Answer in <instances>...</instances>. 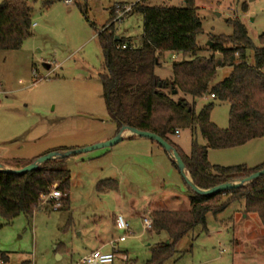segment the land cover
Masks as SVG:
<instances>
[{"label":"rangeland","instance_id":"rangeland-1","mask_svg":"<svg viewBox=\"0 0 264 264\" xmlns=\"http://www.w3.org/2000/svg\"><path fill=\"white\" fill-rule=\"evenodd\" d=\"M24 1L33 8V36L18 50L0 51V163L13 168L62 147L77 150L97 146L117 130L104 100L105 66L98 34L114 24L116 36L139 47L144 15L132 11L123 21L114 22L112 8L118 3L138 2L186 6L185 0ZM195 2L203 25L198 36L199 55L211 54L209 43L216 36L231 35L234 27L229 20L236 18L244 22L257 47L264 45V0ZM192 58L191 54L165 51L156 73L171 79L173 64ZM216 58L221 60V54ZM230 71V65L220 66L214 82L223 80ZM210 102L215 103L212 121L227 128L228 102L200 98L196 100L197 112ZM193 137L206 144L202 135L198 132L193 136L191 129L179 130L173 140L190 152ZM138 145L125 139L67 158L71 170L69 210L40 204L31 217L21 213L7 221L0 216V264H81L82 257L98 247V237L117 241L115 259L108 264H146L152 248L167 241L168 235L150 233L143 216H131V204L146 207L153 198L184 194L188 185L171 161L172 171L167 172L166 163L159 165L156 154L148 155L146 148L139 151ZM156 146L160 157L167 158L165 149ZM133 158L138 163L131 164ZM209 160L223 166L257 165L264 161V136L238 147L210 149ZM150 163H155V172ZM109 177L119 182V189L97 191L98 182ZM160 179L172 193L166 194ZM119 212L129 221L130 230L117 227L114 215ZM123 235L127 237L120 240ZM164 264H264V227L256 213H246L244 202H233L218 215L208 213L206 229L198 226L182 238Z\"/></svg>","mask_w":264,"mask_h":264},{"label":"trees","instance_id":"trees-1","mask_svg":"<svg viewBox=\"0 0 264 264\" xmlns=\"http://www.w3.org/2000/svg\"><path fill=\"white\" fill-rule=\"evenodd\" d=\"M185 2V7L134 4L132 11L144 15V35L139 47L133 46L130 39H117L114 24L99 32L105 66L102 86L105 105L117 132L128 126L160 135L180 153L194 183L210 189L264 169V162L250 167L223 166L209 160L210 149L238 147L264 136V45L257 47L244 22L236 18L229 20L233 33L216 36L211 41V54L199 55L198 36L203 31L199 8L195 0ZM32 26L33 8L26 1L0 2V51L20 49L33 36ZM248 50H252L250 55ZM165 51L191 54L193 58L175 62L171 79H163L156 73V67ZM217 53L221 54L220 64ZM223 65H230L231 71L215 83ZM206 96L228 102L227 128L212 121L214 102L197 112L196 100ZM181 129H191L193 136L199 132L206 144L193 137L190 154H185L171 138ZM67 150L62 147L54 151ZM66 160H48L38 169L20 175L0 172V216L7 221L21 213L33 216L42 196L49 194L55 184L64 193L60 209L69 210L71 170ZM118 187V181L105 179L96 188L105 192ZM190 200L189 209L151 212L152 231L167 233L168 240L152 248L146 264H164L175 254L182 238L198 226L206 229L208 213L218 215L233 202H244L246 213H256L264 227V175L245 186L212 195L191 190Z\"/></svg>","mask_w":264,"mask_h":264},{"label":"water","instance_id":"water-1","mask_svg":"<svg viewBox=\"0 0 264 264\" xmlns=\"http://www.w3.org/2000/svg\"><path fill=\"white\" fill-rule=\"evenodd\" d=\"M118 39V37H117ZM210 46L213 45V42L209 43ZM221 63V61L219 60V64ZM129 132L131 134L134 135H138L141 137H146L149 138L151 140L156 141L160 146H162L166 152L168 153V155L171 157V159L176 163L179 171L181 172L183 178L185 179L188 187L193 190L194 192H196L197 194L200 195H212L218 192H222L225 191L227 189H233V188H239L242 186H245L246 184H248L249 182L253 181L254 179L264 175V169L259 170L255 173H253L252 175L246 177V178H242L240 180H236V181H230L218 186H215L213 188L210 189H202L200 187H198L192 177L190 176L189 172L186 169L185 163L180 155V153L177 151V149L170 144L167 140H165L163 137H161L160 135L150 132V131H143L140 130L138 128H134V127H122L120 129V131L118 132V134L113 137L110 140L105 141L102 144H99L97 146L94 147H90V148H85V149H77V150H68V151H54L51 153H48L46 155H43L39 158H37L36 160H34L33 162L21 167V168H11V167H7L5 165H3L2 163H0V172H9V173H15V174H24L27 172H31L34 171L36 169H38L44 162L48 161V160H53V159H57V158H69L72 155L78 154V153H82V152H86V151H90L96 148H101V147H110L113 146L117 143H119L120 141L124 140L125 138V133Z\"/></svg>","mask_w":264,"mask_h":264},{"label":"crops","instance_id":"crops-1","mask_svg":"<svg viewBox=\"0 0 264 264\" xmlns=\"http://www.w3.org/2000/svg\"><path fill=\"white\" fill-rule=\"evenodd\" d=\"M118 4H122V5H126V4H124V3H118ZM132 5H134V4H132ZM114 9H115V7L114 8H112V11H111V17H112V12H114ZM118 38H120L119 36H117ZM132 45H133V43H132ZM208 96H206L205 98H207ZM118 134V132H117V130H115L114 132H113V134H111V135H109V136H107V137H105L104 139H102V141H107V140H109V139H112L113 137H115L116 135ZM125 138H124V140L126 139V140H131V143H136V144H138L139 143V145L137 146V148H139V151L140 150H142V152H144L145 150H144V148H146L147 149V154L148 155H151V156H156L157 158H158V164L159 165H161V164H165L166 163V166H167V172H171L172 171V166H171V164H170V161L172 162V159H171V157L168 155V156H166L167 158H165V159H170V160H167L168 162H165V159L163 160V157H160V155H161V150L159 149V148H157L158 146H156V145H159L156 141H154V140H151V139H149V140H142V138H140L141 136H138V135H134V134H131V133H129V132H126L125 134ZM177 135L178 134H175L174 136H172L171 138H172V140L174 139V137H177ZM148 141V142H147ZM174 142H175V144L177 145V146H179L181 149H182V151L185 153V154H190V152H187L185 149H184V147L181 145V143L180 142H178L176 139L175 140H173ZM157 143V144H156ZM160 146V145H159ZM159 149V150H158ZM166 151V150H165ZM191 151V150H190ZM167 153V152H166ZM156 154V155H155ZM160 154V155H159ZM168 154V153H167ZM136 155L138 156V153H136ZM135 157V156H134ZM130 161H133L131 164H136V163H138L137 162V159L135 158H133V159H131ZM155 161H157V160H155ZM66 162H67V160H66ZM264 162V161H263ZM263 162H261V163H263ZM173 163V162H172ZM261 163H258L257 165H259V164H261ZM151 165L150 166H152V168H153V170H154V172H155V169H154V164L155 163H150ZM169 164H170V168H169ZM174 165V164H173ZM257 165H254V166H257ZM5 166H7V167H11V168H13L12 166H10V165H6L5 164ZM254 166H250V167H254ZM118 171L119 172H121L120 171V168L118 169ZM107 179H114V178H112V177H109V178H107ZM115 180V179H114ZM117 181V180H116ZM160 186H162V188L163 189H165L166 190V194H169V192H171L172 193V191H173V189L171 188V187H169V189H168V187L166 188V185H165V181H164V179H160ZM118 185H119V182H118ZM118 189H119V187H118ZM117 189V190H118ZM109 191H115V190H108V191H105V192H109ZM190 195H191V189L188 187V189H185V193L184 194H175V195H171L170 197H168V198H163V199H158V200H156V199H152V200H150L149 201V203H148V206H146L145 207V205H143L144 207H137L136 205H134L133 203L131 204V207H130V211H131V213H132V215L131 216H134V215H137V216H140V217H142L143 216V218H144V216H148V215H150L151 214V212L152 211H154V210H162V209H168V210H182V209H189L190 208V205H191V200H190ZM70 201H71V199H70ZM118 215H122L123 216V214L121 213V212H119V214H115L114 215V221H115V223H116V225H117V217H118ZM151 216V215H150ZM125 218V217H124ZM126 221L128 222V224H129V221L126 219ZM118 227V226H117ZM119 228V227H118ZM120 229V228H119ZM122 230V229H121ZM129 230H130V224H129ZM149 230V229H148ZM149 232L150 233H154L152 230H149ZM162 234V233H161ZM158 235H160V234H158ZM127 237V235H123V236H121L120 237V240H125V238ZM116 243H117V241H115L114 239H107V238H102V237H98L97 238V246L98 247H96L95 249H93V250H91L90 252H88L87 254H85L83 257H82V259L86 256V255H88V254H90L91 252H93V251H96V250H100V251H102V252H113L114 251V249H115V245H116ZM159 243H161V242H159ZM158 244V243H157ZM110 247H112V250H109V249H111ZM116 251V250H115ZM82 259H81V264H82Z\"/></svg>","mask_w":264,"mask_h":264},{"label":"built area","instance_id":"built-area-1","mask_svg":"<svg viewBox=\"0 0 264 264\" xmlns=\"http://www.w3.org/2000/svg\"><path fill=\"white\" fill-rule=\"evenodd\" d=\"M72 0H67L68 3H71ZM133 10V5H122L117 4L114 9V22H121L124 20L125 16ZM123 48H126L127 45H123ZM176 134H179V130L176 131ZM58 185L55 184L53 186V190L47 194L42 196V200L44 202L41 205L50 204L55 209H60L62 206V198L64 197V193L59 190ZM146 229H152L153 227V219L150 216H144L143 218ZM117 226L122 230H129V224L126 219L122 215H118L117 217ZM116 249V246H114ZM114 249V250H115ZM115 251L113 252H102L100 250H96L86 255L82 259V264H108L112 263L115 259Z\"/></svg>","mask_w":264,"mask_h":264}]
</instances>
